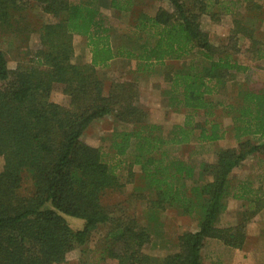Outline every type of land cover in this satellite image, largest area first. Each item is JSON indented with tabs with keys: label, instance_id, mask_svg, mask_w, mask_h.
<instances>
[{
	"label": "trees",
	"instance_id": "obj_1",
	"mask_svg": "<svg viewBox=\"0 0 264 264\" xmlns=\"http://www.w3.org/2000/svg\"><path fill=\"white\" fill-rule=\"evenodd\" d=\"M134 1L0 0V37L28 40L34 31L39 34L38 47L21 45L23 58L14 69L0 47V264H61L103 224L110 226L103 259L117 264H202L207 239L242 248L245 223L264 208L262 189L242 182L233 193L244 200L241 222L217 225L234 188V170L249 156L264 152V88L237 81L249 66L235 58L246 51L264 60V4L243 0L244 16L241 0H168L170 8L137 12V37H127L115 48L101 8L134 10ZM35 8L50 20L32 23L28 15ZM221 13L233 16V27L228 40L215 45L201 20L208 14L219 19ZM75 35L85 37L90 62L73 61ZM241 41L248 43L245 50ZM195 53L201 56L200 65L168 72V95L190 112L167 133L137 103V82H114L107 89L97 72L115 57L135 58L138 69H147ZM58 84L70 98L68 106L51 99ZM215 94L229 101H214ZM219 108L231 117L230 128L214 118ZM199 111L206 119L194 124L193 112ZM106 116L125 127L106 138L109 151L122 156L135 149L134 163L142 167L154 194L148 209L158 214L174 208L198 219L197 229L181 233L175 249L163 257L145 251L153 243L151 227L112 216L103 202L105 190L121 186L120 162L106 160L104 146L88 143L84 132ZM211 116L214 120L207 118ZM227 133L235 145L218 148L214 162L194 164L172 152L195 140L217 142ZM25 178L32 183L27 192L22 191ZM66 216L83 220V227L73 229Z\"/></svg>",
	"mask_w": 264,
	"mask_h": 264
},
{
	"label": "rangeland",
	"instance_id": "obj_2",
	"mask_svg": "<svg viewBox=\"0 0 264 264\" xmlns=\"http://www.w3.org/2000/svg\"><path fill=\"white\" fill-rule=\"evenodd\" d=\"M260 1L264 4V0ZM238 5L239 12L245 16V2L241 0L239 4L238 1ZM134 6V10L127 11H116L107 6H102L101 8L104 21L110 29L112 46L115 48L121 42H126L127 37L132 38L138 35L135 28L137 12L144 11L148 14H154L158 7L170 8L168 0H135ZM210 16L208 14L202 17V27L209 34L210 40L215 45H220L228 40L233 27V16L226 13H221L219 19H213ZM49 18L40 8L31 10L28 15V19L36 24L50 20ZM261 30L264 31V23L261 26ZM24 42H27L28 47H38V32L34 31L28 40H24L22 36L0 37V47L6 51L9 60L8 65L11 69L17 67L23 58L21 45ZM240 45L243 48L242 50H245L248 43L247 41H241ZM73 46L74 62L88 63L91 61V54L85 37L75 35L73 37ZM235 58L249 66L247 72L237 75V81L248 83L250 87L257 90L263 89L264 60H255L246 51H241ZM201 63V56L195 53L180 60L167 59L164 63H153V66H149L147 69L144 66L138 69L139 61L137 59L115 57L108 65L98 66L97 72L104 79L107 89L114 82L120 84L126 81L137 82L140 91L137 103L148 112V120L162 125L163 130L167 133L173 125L183 124L187 114L190 112L189 109L177 103L174 95H168V89L170 88V82L167 77L168 72L173 73L182 67H188L189 65L198 66ZM212 98L214 101H225L226 103L229 101L227 96L223 94H215ZM51 99L64 106H68L70 102V98L64 93L61 84L55 85ZM193 115L194 124L203 123L206 119L204 111L193 112ZM207 118L209 120L218 119L225 128H230L232 124L231 117L221 111L220 108L214 118L212 116ZM124 128V125L117 122L113 116H106L95 120L84 132V139L88 143L104 146L106 160L114 163L118 162V160L120 162L117 173L121 186L105 190L103 202L111 208L112 216L135 219L139 226L151 227L155 232L153 243L147 245L145 251L153 256L163 257L175 249L178 236L181 233L197 229L198 219L192 215H184L174 208L159 211L158 214L151 212L153 208L148 209L149 201L154 197V194L147 187L142 167L134 163V147L130 148L129 152L122 156H115L108 148L109 143L106 138L115 129L121 130ZM234 145V141L227 133L226 137L217 142H199L195 140L180 148L174 147L172 152L194 164L203 161L214 162L218 148L232 147ZM3 165L4 158L0 156V170ZM242 182L252 183L254 188L262 189L261 191L264 192V152L249 156L241 166L234 170L231 175V185L234 188L226 198V207L217 221L218 226H235L241 222L240 213L245 210V207L242 206L244 200L235 198L233 193L238 191V185ZM31 184L30 179L25 178L22 191H29ZM66 219L73 229H80L84 225V221L79 218L66 216ZM109 228L110 226L107 224L97 227L86 245L77 247L68 259L61 264H117L115 259L102 258V253L107 245L106 240ZM245 232L246 245L248 246V254L246 255H250L251 264H264V209L245 223ZM209 242L207 241L203 248L202 264H217L219 258L222 264H234L244 260L242 255L245 253L234 251L241 252V255L235 256L232 251L234 248L228 250L220 249L218 254H212L213 246ZM217 242L220 241L217 240ZM216 250L217 247L213 249L214 252Z\"/></svg>",
	"mask_w": 264,
	"mask_h": 264
},
{
	"label": "crops",
	"instance_id": "obj_3",
	"mask_svg": "<svg viewBox=\"0 0 264 264\" xmlns=\"http://www.w3.org/2000/svg\"><path fill=\"white\" fill-rule=\"evenodd\" d=\"M264 209V208H263ZM262 209V210H263ZM261 210V211H262ZM194 231V230H193ZM207 241H210L209 243L213 246V249L215 248V247H217V250L214 252L213 251V249L211 250L212 251V254L214 253V254H218L219 253V251H220V249H224V250H228V249H231V247L229 248L228 246H226V245H224L222 242H217V240L216 239H207L206 240V242ZM219 241V240H218ZM206 242H205V245H206ZM246 243L247 242H245V244H244V246L242 247V248H240V249H237V248H234V249H232V251H233V255H241V252L242 253H245V254H243L242 256L244 257V260L243 261H240L239 263L237 262V263H234V264H251V262H250V255H246V254H248V246L246 245ZM204 245V246H205ZM204 248V247H203ZM203 248H202V256H203ZM234 251H241L240 253H238V252H234ZM244 255H246V256H244ZM221 259L219 258V260L217 261L218 263L217 264H222V263H220L221 261H220ZM203 261V260H202ZM224 264H227V263H224Z\"/></svg>",
	"mask_w": 264,
	"mask_h": 264
}]
</instances>
